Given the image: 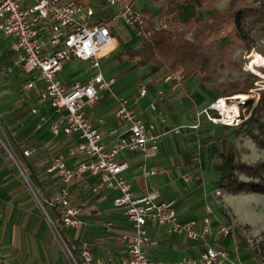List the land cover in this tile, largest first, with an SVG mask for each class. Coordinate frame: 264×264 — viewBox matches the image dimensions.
Returning <instances> with one entry per match:
<instances>
[{
  "label": "crops",
  "instance_id": "crops-1",
  "mask_svg": "<svg viewBox=\"0 0 264 264\" xmlns=\"http://www.w3.org/2000/svg\"><path fill=\"white\" fill-rule=\"evenodd\" d=\"M82 1L95 8L93 20L111 22L118 36L116 44L102 58L100 66L105 76L114 77L115 81L109 88L101 91L93 105L85 106L94 124L102 130L103 141L108 145L112 144L117 133L125 132L129 125L120 122L115 114L120 97H127L128 105L136 108L148 123L156 122L160 132L157 149L150 148L145 153L123 151L118 156L128 164L123 173L131 181L132 191L139 195L146 189H153L158 199L173 200L179 219L197 220V229L202 227L204 206L210 203L214 213L211 232L206 238L213 245L226 246L232 257L246 260L236 236H222L219 232L222 224L218 220L212 199L213 188L218 183L220 173L218 175L213 167H206V155L200 160L198 147L201 146L202 125L197 128L185 126L180 132L172 130L176 125L195 122L197 111L207 106L214 97H209L197 76L187 75L182 84L175 88L165 79L169 69L155 67L152 63L134 67V60L122 56L127 46L134 45L130 44L132 40L123 42L116 31L120 24L129 28L114 19L118 6L104 0ZM129 30L132 32L130 28ZM128 34L129 32L126 35H131ZM9 39V36H5L1 43L0 140H5L3 144L11 149L13 158H19L27 164L29 175L35 181V189L21 180L12 160L6 159L1 141L0 264H74L54 225L48 220L42 203L36 198L41 196L46 200L66 185L56 170L46 171L54 155H63L71 167L85 156L68 155V147L78 140L77 136L68 135L64 131L60 134L51 131L50 124L58 114L48 100L41 98L36 89L28 92L23 90L27 74L19 68H15L13 72L4 70V66L11 63L13 53L9 47ZM80 60V65L73 68L70 67L69 60L60 72L67 83L85 80L92 73L90 61ZM76 67L77 70L81 69L73 75ZM143 86L148 90L144 95L140 93ZM160 91L162 96L157 99L158 110H154L151 103ZM35 106L39 108L37 112L33 111ZM113 128H117L118 132H112ZM25 149H29L30 153L25 154ZM143 164L155 172L145 174L141 167ZM185 176H189V179ZM95 179V175L87 172L69 183L71 201L82 207L81 215L85 222L78 228L65 227L63 233L76 253L81 241L85 239L91 243L97 256L105 260H109L110 256L113 261H117L128 254L127 244L120 231L131 228L132 223L123 209L114 203L119 190L110 188L95 192ZM58 210L60 208L52 207V211L48 212L58 220L61 216ZM57 223L60 224L59 221ZM109 226L112 228L109 229ZM147 229L150 238L157 240L156 244L144 245L152 258L181 260L197 256L204 247L202 238L193 239L185 233H169L156 223H148Z\"/></svg>",
  "mask_w": 264,
  "mask_h": 264
},
{
  "label": "built area",
  "instance_id": "built-area-1",
  "mask_svg": "<svg viewBox=\"0 0 264 264\" xmlns=\"http://www.w3.org/2000/svg\"><path fill=\"white\" fill-rule=\"evenodd\" d=\"M117 5L114 19L121 21L138 36L150 33L145 30L146 14L137 7L136 0H104ZM95 8L82 0H0V56L3 53L2 38L9 36V47L12 50L11 63L4 66L6 72L19 68L27 74L23 90L36 89L44 100H48L58 117L50 124L54 134L62 131L75 135L78 140L68 147V155L85 156L74 166H68L61 154L54 155L48 170H56L66 183L61 190L45 203L41 201L45 213L51 219L56 231L66 245V249L76 264H246L241 257H232L224 245H213L206 235L211 232L214 209L210 203L204 206L202 227L197 229V220L179 219L175 202L158 199L153 189H146L136 195L132 191L131 181L123 171L128 166L118 156L123 151L147 152L150 148L159 147L160 132L154 121L147 122L145 117L128 105L127 97H120L115 110L117 119L128 123L127 130L117 133L114 142L108 145L103 141L102 130L94 124L86 111V105H93L102 90L109 88L115 81L101 70L102 58L112 49L118 36L109 21H95ZM113 19V18H112ZM152 26L156 29L166 27V23L155 19ZM73 57L90 61L93 69L89 78L67 83L60 76L66 62ZM183 68L169 70L165 79L176 88L185 77ZM147 87L140 89L142 95ZM151 103V108L158 110L157 99L160 91ZM235 98L222 95L214 98L207 106L199 109L196 120L191 124L176 125L172 128L180 132L185 126L197 128L201 119L236 126L243 122L250 113L237 103V110L226 111L224 103L234 102ZM38 107L33 108L34 112ZM112 132H118L113 128ZM29 154V149H25ZM145 174H152L154 169L141 166ZM96 176L93 191L118 189L114 203L120 206L132 227L120 231L127 244L128 254L117 261L97 256L88 240H82L78 253H74L67 243L60 228L80 227L85 222L82 207L71 201L69 183L86 173ZM25 175L26 173L23 172ZM189 179V176H185ZM58 206L62 215L58 220L51 217L46 205ZM57 221H59L58 224ZM156 223L169 233H185L193 239H203L204 247L197 256H188L181 260H164L148 255L145 244H156L150 238L147 224ZM112 226H109L111 229ZM222 236L233 234V227L222 224L219 228Z\"/></svg>",
  "mask_w": 264,
  "mask_h": 264
},
{
  "label": "rangeland",
  "instance_id": "rangeland-1",
  "mask_svg": "<svg viewBox=\"0 0 264 264\" xmlns=\"http://www.w3.org/2000/svg\"><path fill=\"white\" fill-rule=\"evenodd\" d=\"M136 1L140 9L147 3L152 10V17L155 19L159 17V2L155 0ZM257 1L259 0H246V3H257ZM214 2L215 7L208 8L202 4L196 6L188 0H183L178 2L179 13L183 19L195 14L200 20L210 22L214 13L226 8L229 0H214ZM118 27L116 31L123 42L132 40L130 44L137 47L140 46L141 36L133 34L129 28L121 24ZM239 30L236 28L235 23H230L210 35L206 42H209L208 47L212 50L219 43L230 42L231 47L219 61L217 79L215 81L204 83L201 82L200 76H197V79L204 85L209 97L210 95L214 96L216 93H221L222 83L238 82L240 85H248L253 80L249 91H243L244 93H242L246 94L247 97L235 98L234 102H232L235 105L239 103L241 107L247 110L248 114L249 106L257 105L264 88V19L259 13L250 12L246 18L244 29ZM128 32L131 35L128 34L129 36H127ZM242 35H245V37H242ZM70 60L71 68L76 65L79 66L82 62L80 59L75 58ZM133 64L135 67V62ZM164 68L168 69V67ZM77 69L76 67L73 75L77 74L81 68ZM236 94L227 96L233 97ZM258 115L264 120V110H259ZM200 125H202L200 131L201 146L198 147L200 160H202V156L206 155V167H213L218 175L221 167L225 166L239 178H248L247 172L231 167L224 159L228 161L239 159L249 164L264 163V148L257 144L252 135V132H255V134L259 132L254 124L241 127L226 126L212 122L209 118L204 117L201 119ZM1 141L2 144L5 143L3 138ZM9 149L4 145L6 159L12 160L21 180L31 189H35V181L29 175L27 164L19 158H13L10 152L11 149ZM262 174L264 175V168H262ZM213 194L212 201L216 207L218 220L221 224H229L233 227V234L241 245L242 253L246 256V260H244L246 264H264V193L228 192L220 188L217 183L213 188ZM36 199L41 203L44 198L40 196L39 199ZM47 208L50 212L52 211V207L47 206ZM47 218L53 224L49 216ZM61 229L63 232L65 231L64 226ZM59 238L66 248L62 238L60 236ZM71 259L76 264L72 257Z\"/></svg>",
  "mask_w": 264,
  "mask_h": 264
},
{
  "label": "trees",
  "instance_id": "trees-1",
  "mask_svg": "<svg viewBox=\"0 0 264 264\" xmlns=\"http://www.w3.org/2000/svg\"><path fill=\"white\" fill-rule=\"evenodd\" d=\"M155 1L160 4L157 19L166 23V27L156 29L152 26L155 18L152 17V10L149 5L145 3L141 10L147 17L145 30L150 33L140 37V46H127L122 56L134 60L137 67L152 63L159 68L168 67L169 70L183 68L187 75L200 76L201 82L204 83L213 82L217 79L219 61L231 47L230 42L219 43L212 50L208 47L209 42H206L210 35L230 23H235L238 30H243L250 12L259 13L264 19V0L251 4H247L246 0H229L226 8L214 13L210 22L200 20L195 14L183 19L179 13L178 5V2L183 0ZM188 1L196 6L202 4L208 8L215 7L214 0ZM252 84L253 80L248 85H240L238 82L222 83L221 93H216L213 97L238 94V92L244 93L243 91H249ZM249 107L251 108L250 115L236 126L254 124L259 132L256 134L252 132V135L257 144L264 148V120L258 115L259 110H264V88L257 105L253 104ZM224 161L233 168L236 167L247 172L248 178H239L232 170L223 166L218 180L220 188L233 193L242 191L264 193V175L262 174L264 163L249 164L239 159H231L230 161L224 159ZM43 202L46 201L43 199ZM46 206L48 205L46 204ZM54 208L59 209L58 206H54ZM57 212L62 215L61 209ZM61 232L65 237L62 230ZM65 239L75 253L74 246L66 237Z\"/></svg>",
  "mask_w": 264,
  "mask_h": 264
},
{
  "label": "bare ground",
  "instance_id": "bare-ground-1",
  "mask_svg": "<svg viewBox=\"0 0 264 264\" xmlns=\"http://www.w3.org/2000/svg\"><path fill=\"white\" fill-rule=\"evenodd\" d=\"M239 97H247V95L246 94H242V93H238V94H236L235 96H233L232 98H239ZM241 100H242V98H241ZM224 106H225V109H226V111H228V112H230V110H237V105H235V104H233L232 102H230V103H224Z\"/></svg>",
  "mask_w": 264,
  "mask_h": 264
}]
</instances>
